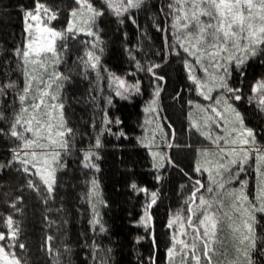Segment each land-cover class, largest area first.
<instances>
[{"label": "snow or ice", "instance_id": "snow-or-ice-1", "mask_svg": "<svg viewBox=\"0 0 264 264\" xmlns=\"http://www.w3.org/2000/svg\"><path fill=\"white\" fill-rule=\"evenodd\" d=\"M147 6V0H73V5L67 8L63 4H50L48 0H33L31 7L17 5L23 13V38L10 50L0 53V176L11 173L21 180L18 187L7 181L0 183V189H7L0 191L5 206L0 208V264H37L30 254H24L30 253L23 226L25 191L40 198L43 223L48 228L38 248L46 256L53 254L55 237L51 229L55 226L58 234L67 223L64 199L58 200L59 173L68 168L66 157L73 149L82 157L79 165L92 172L86 180L87 191L82 193L90 205L88 223L93 234L85 255H91L93 264H114L113 247L95 239L111 232L105 218V210L111 204L104 197L97 174L101 170L105 134L129 137L125 120L111 114L115 97L132 101L144 94L149 97L143 106L145 122L155 128L151 138L141 135L135 140L146 147L154 175L145 182L131 172L124 180V188L137 197L139 206L135 216L130 214L131 222L143 225L151 233L153 245L158 243L154 206L158 207L163 199V186L170 182V170L180 169L182 182L178 187L181 195L184 191L188 193L183 206L187 216H182L181 210L169 215L166 225L170 230L169 264H173L178 246L180 254L187 257L182 264H217L215 253L221 217L229 221L235 241L237 258L229 264H264V71L249 72L253 61L264 68V0H173L162 4L159 11L164 13V22L155 17L152 20L155 29L164 34L160 52L145 51L140 40L131 43L125 31L120 39L122 62L118 68L103 64L108 48L107 22L114 19L118 25H125L130 20L139 28L136 14ZM77 42V51L82 49V52L75 63L83 66L85 75L90 70L96 72L88 96L95 105L90 118L92 136L72 126L64 92L71 86L73 69L69 68L67 73L59 70L67 63ZM112 48H117L115 40ZM170 57L179 58L186 73L173 101L184 99V84H188L189 143L184 148L176 144L174 126L168 133L164 131L163 121L172 124L161 111V94L168 80L164 70L171 63ZM123 59L127 60L126 65ZM17 70L22 78L13 79ZM142 77H147V83ZM104 79L109 89L113 85L115 88L112 94L99 96L103 100L101 104L97 96L103 88L98 89L97 85ZM193 94L196 98H191ZM200 97L207 103H201ZM193 108L204 113L202 120L193 118ZM96 111L100 112L99 120ZM141 128L144 129L143 124ZM156 130L161 139L170 134L165 146L156 143ZM192 135L207 138L216 146L219 157L214 158L209 147H195L191 143ZM82 137H88L89 142L77 148L75 142ZM174 148L193 153L182 169L174 158ZM253 155L257 185L255 194L249 195L248 179H240V175L246 172ZM234 182L239 183L238 190L232 187ZM225 197H231V205L226 204ZM199 212L202 215L196 223L193 217ZM188 226L192 234L186 240ZM177 227L178 233L174 231ZM145 238L135 237L137 241ZM61 249L63 254H68L71 264L72 248L68 242L55 249L56 264H64ZM137 264L146 262L138 258ZM147 264H156V257L150 256Z\"/></svg>", "mask_w": 264, "mask_h": 264}, {"label": "trees", "instance_id": "trees-1", "mask_svg": "<svg viewBox=\"0 0 264 264\" xmlns=\"http://www.w3.org/2000/svg\"><path fill=\"white\" fill-rule=\"evenodd\" d=\"M32 3L33 0H0V53L4 50H10L23 38V13L17 8V5L25 4L31 7ZM48 3L63 4L67 8L73 5V0H48ZM168 3L169 0H147V9L136 14L139 28L133 25L130 20H127L125 25H118L114 19L109 20L106 29L107 35L105 36L108 48L102 63L118 68L122 62L120 39L125 31L128 32L131 43L135 44L137 40H140L145 46V51L151 49L159 53L163 45L164 34L155 29L152 20L155 17L160 22H164V13H161L159 9L162 4ZM143 31H146L147 35H141ZM169 39L171 38L169 37ZM114 40L117 42L116 49L112 48ZM77 56V51L72 49L67 63L59 68L60 71L66 73L69 68L73 69L71 86L67 87L64 92L66 113L72 121V126L82 129L89 136H92L90 118L93 116L95 105L89 101L88 96L92 91L90 84L96 81V72L90 70L85 75L83 66H78L75 63ZM169 59H171V63L164 70L168 80L164 86L165 91L161 94L163 105L161 111L172 124L169 125L167 121H163L164 131L168 133L169 128L174 126L177 130V136L185 139L187 137V124L183 122L185 115V108L183 107L186 100L190 98L187 92L188 84H184L183 100L173 101L172 97L175 95V91L179 90L186 73L179 58L170 57ZM123 63L126 65L127 60L123 59ZM13 68H16L15 64H13ZM261 71H264V68L260 67L258 61H253L252 65L249 66L250 73L259 74ZM101 74H104L103 67H101ZM18 78H22V74L17 70L13 79ZM142 79L147 83V77H142ZM251 79L252 76L250 75L249 80ZM97 87L98 89L103 88V91L97 96L99 100L100 95L112 94L115 85L109 89L108 81L104 79ZM245 93H247V86H245ZM191 98H196V94H193ZM148 99L147 94L138 96L132 101L115 97L111 114L119 115L125 120V128L129 132V137H116L109 134H105L104 137V150L101 153L102 160L100 161L101 170L97 175L101 181L104 197L109 199L111 204V207L105 210V218L110 224L111 232L97 235L95 239L97 242L113 247L112 259L114 264H137L138 258L143 259L147 264L148 258L153 255L156 257V264H169L167 247L170 243V230L166 228L169 215L176 210H181V215L187 216L183 206L185 204L184 197L188 193L184 191V195H181V189L178 187L182 182L180 180L182 172L180 169H172L169 172L170 182L163 186V199L159 202L158 207L154 206V227L158 243L153 245L151 233L147 232L143 225H135L131 222L130 214L135 216L139 211V206L136 203L137 197L124 188V180L131 172H135L137 177L144 179L145 182L152 180L154 175V170L150 169V158L146 147L135 140L136 136L141 135L151 138L155 128V125L145 122L146 114L143 111V106ZM99 102L102 104L103 100H99ZM95 116L99 120L100 112L96 111ZM142 124L144 129L141 128ZM155 135L157 137L156 143L161 146H165L167 141L171 139L170 134L161 139L159 130L155 131ZM88 142V137H82L77 139L75 143L77 148H80ZM177 143H180L182 148L185 146L182 144L183 142L177 141ZM172 151L175 154L174 158L177 160V164L180 165L181 169L184 168L190 161L192 151L185 152L176 148ZM81 158L80 153L73 149L72 154L66 157L68 168L59 173L61 184L58 189V200L61 197L64 199L65 218L67 219V223L63 224L59 234L63 242L71 244V264H93L91 255H85V252L89 251V245L93 239L92 229L88 223L91 218V209L89 203L83 202L82 199V193L86 192L88 187L86 180L92 175V172L79 165ZM133 161H135L134 165ZM203 175L206 180V171ZM20 180V176L11 173L7 176H0V183L7 181L13 187H18L17 182ZM0 191H7V189H0ZM26 198L23 225L24 238L29 245V254L37 264H49V259L38 248L45 231L42 217L43 209L32 193L27 192ZM140 199L142 200V197ZM3 207L5 206L2 196H0V208ZM228 224L222 219L217 233V252L215 253L217 264H229V262L236 260L235 241L232 239ZM138 235L146 238L137 241L135 237ZM63 260L64 264H68V254H64Z\"/></svg>", "mask_w": 264, "mask_h": 264}, {"label": "rangeland", "instance_id": "rangeland-1", "mask_svg": "<svg viewBox=\"0 0 264 264\" xmlns=\"http://www.w3.org/2000/svg\"><path fill=\"white\" fill-rule=\"evenodd\" d=\"M170 2H173V0H169V3ZM170 21L171 20L169 19V24L171 23ZM60 23H63V19L60 20ZM57 26H59V25H57ZM171 31H172V29H171V27H169V37L170 38H172L171 37ZM78 47H79V44L77 42L75 45H73L72 49L75 50V51H77V48ZM81 52H82V49L80 50V52L77 51L78 55H80ZM181 63H182V61H181ZM47 71L49 73L52 71V66H51V62L50 61H49V67H48ZM186 99H187V97H186ZM200 100H201V103H207V101L203 97H200ZM183 108H185V115L183 117V122H185L187 124L188 123V120H189V117H188L189 106L187 105V103L184 105ZM192 114H193V118L201 119V120H202V118L204 116V113L202 111H199V110H197L195 108L192 109ZM177 141L183 142L182 144H184L185 145L184 147H186L188 145V143H189V134H188V131H187V137L185 139L183 137L178 136V139L176 140V142ZM191 143L195 147H197V148L198 147H201V146H203V147H209V148H211V150L213 152V157L214 158H218L219 157V153L216 152V146L214 144H212L210 141H208L207 138L197 137V135H192L191 136ZM177 144L180 145V143H177ZM191 154L193 155V153H191ZM192 155H190L191 158H192ZM246 169H247L246 172L241 173L240 179H244V178H247L248 179V187H247V190L246 191L248 192L249 195H254L255 194V191H256V185H257V179H256V159H255V156L254 155L250 158V161L247 164ZM262 171H264V168H262ZM86 186H88V185H86ZM232 187H234V188H236L238 190L239 187H240V185H239V183L234 182L233 185H232ZM26 194H27V192L25 193V196H26ZM32 194L36 197V201L41 204L40 198L36 194H34V193H32ZM206 194L208 195L207 192H205V195ZM237 194H238V192H237ZM82 199H83V202L88 203V200L84 199L83 197H82ZM225 202H226V204L231 205V197H225ZM215 210L216 209L214 208L213 211H215ZM221 211H226V209L221 210ZM201 215H202V212H199L196 216H194L193 217L194 222L199 223V218H200ZM222 219H224L225 221H227V223H229V221L226 220L225 218L221 217V220ZM23 224H24V222H23ZM51 231H52L53 236L55 237V239L53 241V249H54L53 250V254L51 256H46L45 253L42 250H40V251L49 259V264H56L55 249L60 248V246H61V244H62L63 241L60 238V234L59 233L57 234L55 226L52 227ZM174 231H176L178 233V231H179L178 227L176 229H174ZM47 232H48V228L45 227V231L43 232V236ZM191 234H192V229H191L190 226H188V234H186L184 236V239L188 240V238H189V236ZM61 252H62L61 259H63L64 258V254H63V250L62 249H61ZM176 253L177 254L172 257L173 264H182V261H184L185 259H187V257H185L184 255L180 254V247L179 246L176 249ZM24 254H29V253H24ZM197 254H199V243H198ZM235 257H236V253H235ZM221 264H224V263H221Z\"/></svg>", "mask_w": 264, "mask_h": 264}]
</instances>
